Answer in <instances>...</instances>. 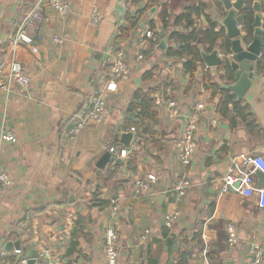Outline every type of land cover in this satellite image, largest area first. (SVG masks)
I'll return each mask as SVG.
<instances>
[{"label": "crops", "instance_id": "obj_1", "mask_svg": "<svg viewBox=\"0 0 264 264\" xmlns=\"http://www.w3.org/2000/svg\"><path fill=\"white\" fill-rule=\"evenodd\" d=\"M69 1L68 15L48 8L45 21L28 29L35 45L19 44L18 60L31 79L29 95L0 93V165L13 181L10 188H0L2 264H20L22 258L30 261L35 252L36 264L50 260L105 264V233L110 227L120 236L118 264H248L252 242L259 245L264 257V209L258 203L259 192L245 197L240 191L221 190L235 159L264 157L262 53L253 84L238 101L226 89L233 82V72L225 62L232 53L222 26L227 15L224 0H180L177 8L174 0H160L124 41H118L124 19L143 12L147 0ZM34 2L0 0V66ZM93 7L104 14L97 27L89 23ZM188 8L202 11L193 13L192 27L179 21ZM260 13L264 28L262 11L253 12L251 18L254 21ZM207 18L218 25L217 32L224 31L214 49L219 50L223 63L208 67L201 55L192 74L187 68L189 58L169 54V49L181 47L170 41V35L190 34L195 29L201 37L200 50L211 54L202 42L209 29ZM239 29L247 35L244 25ZM148 32L158 34V39H147ZM118 55L130 64L131 73L124 81L110 78L112 61ZM140 55L144 61L138 64ZM212 85L217 86V93ZM92 86L107 102L110 115L102 125L90 123L82 133L70 137V128L88 110ZM153 91H157L151 96L156 121L145 120L135 128L128 155L115 137L138 121V111L129 112L132 105H140L138 94ZM223 94L238 103L243 116L236 114L233 104L226 118L219 114ZM171 102L176 109L170 108ZM199 104L204 110L198 112V150L184 174L176 142ZM132 113L136 114L134 120L129 118ZM7 134L16 142L5 140ZM111 149L126 155L123 164L97 167ZM185 176L193 185L186 198L178 201L173 188ZM153 178L156 183L150 192L133 196L138 180ZM256 179L257 189H264ZM99 201L108 207L100 208ZM115 205L116 216L111 210ZM174 212L178 217L167 226L166 217ZM229 224L238 230L239 243L234 248L228 244ZM146 231L149 235L143 240ZM44 250L50 258L41 257Z\"/></svg>", "mask_w": 264, "mask_h": 264}, {"label": "built area", "instance_id": "obj_2", "mask_svg": "<svg viewBox=\"0 0 264 264\" xmlns=\"http://www.w3.org/2000/svg\"><path fill=\"white\" fill-rule=\"evenodd\" d=\"M236 1V0H234ZM52 9L60 15H68L71 9V3L69 0H35L32 8L22 18L19 23L16 33L10 42L9 51L4 65L0 66V93L12 95L18 93L22 96H27L31 89V79L25 73L23 64L18 60L17 51L20 43H26L28 45H35L36 41L29 36L28 29L37 23L45 21V10ZM104 20V14L98 7H93L89 15V23L93 27L99 26ZM147 39L156 40L158 34L154 32L146 33ZM38 42L43 44V38L39 37ZM55 43H62L60 39H54ZM138 64L144 61L142 55L138 56ZM131 73L130 64L123 55H118L111 64L110 78L113 81H124L129 77ZM88 110L80 117L74 125L70 128V137H75L82 133V131L90 124L102 125L110 115V108L102 95L98 94V91L94 86L89 90L87 98ZM158 104L160 102L158 101ZM170 108L176 109V104L169 103ZM204 110V105L199 104L196 107L195 113L183 126L181 136L176 142V153L184 174L187 169L192 165L198 150L196 142L197 121L198 112ZM135 132V128L125 129V133ZM5 140L15 143L14 136L6 135ZM110 152L118 159H125L126 155L111 149ZM243 161V163H241ZM260 172L264 175V157L260 155H252L248 157H239L235 159L231 167L227 170L226 175L222 180V193H227L233 190L234 187L239 184V187L234 191H240L245 197H252L256 191L259 192L258 203L260 208L264 209V189H257L256 172ZM156 183V179L138 180L135 183L133 189V196L140 197L143 194L150 192L152 186ZM13 185V181L9 174L5 172L0 165V188L8 189ZM193 183L186 178L180 179L174 186L173 191L177 194L178 201H182L186 198ZM112 215H117V206L112 207ZM178 213L174 212L166 217V225L171 226L177 219ZM228 231V244L230 248H234L239 243L238 230L234 224H229ZM149 235V231H146L143 240H146ZM120 236L118 231L114 227L107 229L105 233V264H118L119 249L118 244ZM249 260L248 264H264V257L262 251L256 243H250L249 245ZM20 254V251H17ZM43 259L50 258V254L47 250L41 253ZM3 252L0 240V264H2ZM20 264H29L28 258H22ZM48 264H63L55 261H49Z\"/></svg>", "mask_w": 264, "mask_h": 264}, {"label": "water", "instance_id": "obj_3", "mask_svg": "<svg viewBox=\"0 0 264 264\" xmlns=\"http://www.w3.org/2000/svg\"><path fill=\"white\" fill-rule=\"evenodd\" d=\"M249 0H236L234 2L230 0H224V5L227 10V15L224 18L222 26L226 29V37L231 41V58L226 59V63L233 72V82L231 85L226 87L227 90L232 92L236 98L242 100L247 92L250 90L253 80L255 78L256 72L258 70L257 65L261 61L262 53V43L264 36V28L262 27L263 15L260 13L254 16V21L252 23V28L254 31L251 43L248 45L250 39L247 35L242 34V30L239 26L243 25L248 19L247 13V2ZM253 12H261L262 5L261 2L254 1ZM239 13V14H238ZM144 26V25H143ZM169 39L166 37L165 41ZM166 43H163V49L165 50ZM203 60L206 62L208 67H219L222 65L223 60L219 58V50H214L211 54L202 52ZM136 114H130L129 118L134 120ZM136 133L131 131L129 133H124L122 135H116L115 139L120 140L127 149V154L132 153V143L135 140ZM108 163H115L116 165L123 164L120 159L115 160L112 154L108 152L100 162L97 167L104 169ZM255 175L259 179L260 188H264V175L260 172H256ZM239 187L237 184L233 191ZM37 254L34 253L29 264H36Z\"/></svg>", "mask_w": 264, "mask_h": 264}, {"label": "trees", "instance_id": "obj_4", "mask_svg": "<svg viewBox=\"0 0 264 264\" xmlns=\"http://www.w3.org/2000/svg\"><path fill=\"white\" fill-rule=\"evenodd\" d=\"M143 0H138V2H141ZM180 0H174V8H177ZM160 0H147V7L143 12L137 13L136 16L132 17L131 15H127L124 19V25L119 28L120 30V37L118 38V41H124L127 40L130 36V34L138 27L141 26L142 19L144 18V15L151 11L154 7H156L159 4ZM253 3L254 0H249L247 2V13H248V19L246 22L243 23L244 28L246 30L248 38L251 40L254 35V31L252 28L253 18H251L253 11ZM262 5V12L264 13V0H261ZM204 6V5H203ZM202 11L205 10L204 7H202ZM193 8L186 9L185 13L181 16H179V21L185 22L188 27L194 26V19H193V13L196 12L195 15H200L202 11L199 10L196 11ZM199 13V14H198ZM167 18V15L165 14L163 16V21H165ZM209 23V29L203 33L202 42L203 44H206L208 46V51L213 52L215 47L217 46L218 42L224 38V31L217 32L218 25L214 22H212L209 18H207ZM170 41L178 42L181 44V47L177 51H173V49H169V54L175 53L179 56L187 57L189 58V62L187 64L188 70L192 71V74L196 71L198 64L202 61L201 55L202 51L200 50L201 43V37L199 33L193 29L192 33L190 34H180V33H172L170 35ZM263 42H264V36H263ZM230 47V46H229ZM231 48H228V51L230 52ZM262 61L264 62V48L262 49ZM193 66V68H191ZM225 68V66H224ZM227 70L229 69V66H226ZM213 92L217 93V86L212 85ZM157 91L150 92L148 94H138V98L141 100L140 105H132L129 108V112H135L138 111L139 118L138 121L131 123L130 127H126V129L131 128H138L142 125V122L145 120H151L153 122L156 121L157 115L152 111L154 102L151 99L152 94H154ZM234 105V110L237 115L243 116L244 110H241L238 108V103H236L234 100L230 99L226 94H223L221 103L219 105V114L226 118L229 113L230 105ZM144 133H147L146 128H142ZM101 203L99 207L104 208L108 207V205L105 202L99 201Z\"/></svg>", "mask_w": 264, "mask_h": 264}]
</instances>
